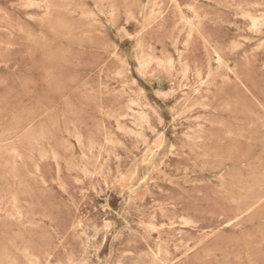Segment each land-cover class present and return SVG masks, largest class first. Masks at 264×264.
I'll return each mask as SVG.
<instances>
[{
  "label": "rangeland",
  "instance_id": "rangeland-1",
  "mask_svg": "<svg viewBox=\"0 0 264 264\" xmlns=\"http://www.w3.org/2000/svg\"><path fill=\"white\" fill-rule=\"evenodd\" d=\"M0 264H264V0H0Z\"/></svg>",
  "mask_w": 264,
  "mask_h": 264
},
{
  "label": "bare ground",
  "instance_id": "bare-ground-1",
  "mask_svg": "<svg viewBox=\"0 0 264 264\" xmlns=\"http://www.w3.org/2000/svg\"><path fill=\"white\" fill-rule=\"evenodd\" d=\"M137 36V35H136ZM139 44V43H138ZM172 46V45H171ZM174 46V45H173ZM141 53V52H140ZM137 57V56H136ZM180 63V62H179ZM161 133V132H160ZM42 154V153H41ZM130 165V164H129Z\"/></svg>",
  "mask_w": 264,
  "mask_h": 264
}]
</instances>
